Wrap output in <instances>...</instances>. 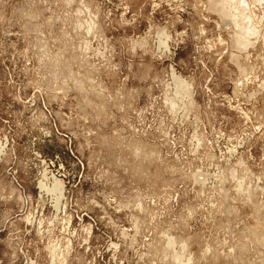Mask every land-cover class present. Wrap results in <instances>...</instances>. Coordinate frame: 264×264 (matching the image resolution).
Returning a JSON list of instances; mask_svg holds the SVG:
<instances>
[{"label":"rangeland","instance_id":"374dc122","mask_svg":"<svg viewBox=\"0 0 264 264\" xmlns=\"http://www.w3.org/2000/svg\"><path fill=\"white\" fill-rule=\"evenodd\" d=\"M0 264H264V0H0Z\"/></svg>","mask_w":264,"mask_h":264},{"label":"bare ground","instance_id":"6f19581e","mask_svg":"<svg viewBox=\"0 0 264 264\" xmlns=\"http://www.w3.org/2000/svg\"><path fill=\"white\" fill-rule=\"evenodd\" d=\"M222 1H223V0H221V2H222ZM229 1H230V0H229ZM234 2H235V1H234ZM215 3H216V2H215ZM220 4H221V3H220ZM217 5H218V4H217ZM219 6H220V5H219ZM225 6H226V5H225ZM239 6H240V5H239ZM222 7H224V6H222ZM227 7H228V6H227ZM236 7H237V4H236ZM238 8H239V7H238ZM229 9H230V8H229ZM235 10H236V9H235ZM219 11H220V10H219ZM244 12H245V11H244ZM222 13H223V12H222ZM242 14H243V13H242ZM224 15H225V14H224ZM236 17H237V16H236ZM236 17H235V18H236ZM229 18H230V17H229ZM248 18H249V17H248ZM242 20H243V19H242ZM234 22H235V21H234ZM236 22H237V21H236ZM236 22H235V24H236ZM238 22H239V21H238ZM230 23H231V22H230ZM248 24H249V23H248ZM238 25H239V24H238ZM238 25H237V26H238ZM242 28H243V27H242ZM254 28H255V27H254ZM240 29H241V28H240ZM244 29H245V28H244ZM244 29H243L244 32L242 31V32H243V36H241V34H238V35L236 34V35H235V38H234V39L236 40L235 42L238 43V45H239V44L243 45L244 38H245L246 36H248V34L251 35V33H252V31H251L249 28H247V30H244ZM238 30H239V29H238ZM255 31H256V30H255ZM236 33H237V32H236ZM233 34H234V33H233ZM258 34H259V33H258ZM251 36H252V35H251ZM232 39H233V38H232ZM246 39H247V38H246ZM259 40H260V39H259ZM236 43H235V44H236ZM248 44H249V43H248ZM238 45H237V46H238ZM239 46H240V45H239ZM243 46H244V45H243ZM246 47H247V46H246ZM239 48H240V47H239ZM244 48H245V47H244ZM240 50H241V49H240ZM243 50H244V49H243Z\"/></svg>","mask_w":264,"mask_h":264}]
</instances>
